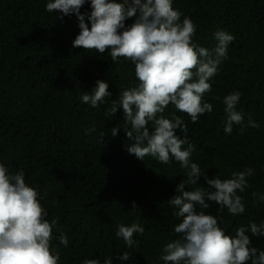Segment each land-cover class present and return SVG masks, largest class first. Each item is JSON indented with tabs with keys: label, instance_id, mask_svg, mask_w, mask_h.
<instances>
[{
	"label": "trees",
	"instance_id": "1",
	"mask_svg": "<svg viewBox=\"0 0 264 264\" xmlns=\"http://www.w3.org/2000/svg\"><path fill=\"white\" fill-rule=\"evenodd\" d=\"M47 2L0 0V163L10 173L23 171L26 183L39 192L46 219L58 218L51 246L60 253L59 264L85 259L103 264L108 257L113 264H164L162 248L180 238L174 227L182 220L168 201L186 179V170L174 158L163 164L127 151L131 141L122 127L123 109L115 116L105 111L124 89L138 83L134 64L123 57L113 62L110 50L101 54L73 48L80 31L75 14L60 19L59 11H46ZM173 7L183 14L181 22L187 16L197 25L193 41L202 47L216 46L218 28L235 37L210 81L211 91L203 96L212 112L196 123L172 104L162 114L171 118L175 113L187 123L189 140L196 145L192 161L208 178L254 169L247 178L250 187L238 192L244 213L233 216L206 201L210 207L204 211L222 216L220 226L234 236L239 227L264 221V0H173ZM80 11L90 13V0ZM97 80L106 81L112 95L92 107L82 102V95L91 93ZM237 90L243 124L251 118L259 127L241 133L242 125L233 124L227 134L223 98ZM114 126H121L116 137L111 136ZM90 128L94 131L87 132ZM176 134L185 135L179 128ZM195 187L208 188L203 176L197 185H186L187 190ZM133 222L145 231L134 234L138 244L128 247L116 231L119 224ZM61 233L69 239L67 247L59 242ZM247 234L252 246L264 251V236ZM124 252L130 253L129 260L120 259Z\"/></svg>",
	"mask_w": 264,
	"mask_h": 264
},
{
	"label": "clouds",
	"instance_id": "2",
	"mask_svg": "<svg viewBox=\"0 0 264 264\" xmlns=\"http://www.w3.org/2000/svg\"><path fill=\"white\" fill-rule=\"evenodd\" d=\"M86 2L48 0L46 11H59L60 19L75 14L80 31L72 42L73 48L101 54L110 50L113 62L123 57L134 64L138 83L124 89L105 115L115 116L118 109H123L122 127L131 141L126 146L130 154L140 160L151 156L163 164L174 158L186 170V179L177 185V194L168 201L176 209L174 215L182 220L174 227L180 238L162 248L160 258L164 264H264V251L252 246L247 234L250 231L252 236H264V221L252 222L249 228L241 226L233 236L220 226L222 216L204 211L210 207L206 201H212L220 206L219 210L226 208L233 216L244 213L245 204L238 192L250 187L247 178L255 174L254 169L233 171L227 178H221L219 173L208 178L192 161L196 145L189 140L187 123L175 113L171 118L162 115L170 104L190 116L192 123L212 112V104L204 102L203 96L211 91L210 81L227 59L234 35L218 28L213 33L216 46L211 50L200 46L193 41L197 25L187 16L181 22L183 14L173 7V0H90V13H82L80 9ZM131 17H135L134 22L126 25ZM111 95L108 83L97 80L91 93L84 92L82 102L98 107ZM241 95L237 90L223 98L227 134L232 132L233 124L242 125L241 133L248 126L259 127L251 118L247 125L243 124V113L237 111ZM120 128L112 127L111 136L116 137ZM178 128L185 134L183 138L176 134ZM100 137L104 141L105 134L101 132ZM201 176L208 188L186 189V185H197ZM38 197L37 188L26 183L23 171L10 173L0 163V264H59L60 253L51 246L58 218L46 219L47 212ZM132 203V210H136L135 201ZM144 231L136 222L119 224L116 235L132 247L138 244L134 234L142 235ZM59 242L67 247L69 239L61 233ZM129 258L128 252L120 255L121 260ZM82 264L101 261L85 259ZM103 264H113L112 258H106Z\"/></svg>",
	"mask_w": 264,
	"mask_h": 264
}]
</instances>
